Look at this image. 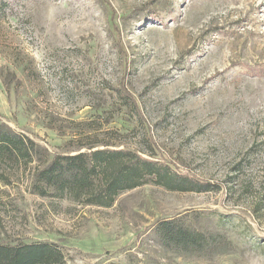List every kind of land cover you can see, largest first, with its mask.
Masks as SVG:
<instances>
[{"label":"rangeland","instance_id":"rangeland-1","mask_svg":"<svg viewBox=\"0 0 264 264\" xmlns=\"http://www.w3.org/2000/svg\"><path fill=\"white\" fill-rule=\"evenodd\" d=\"M0 122L48 157L127 149L202 192L147 182L110 207L30 190L0 164V243L62 264H264V0H0ZM205 236L166 249L154 225Z\"/></svg>","mask_w":264,"mask_h":264},{"label":"trees","instance_id":"trees-1","mask_svg":"<svg viewBox=\"0 0 264 264\" xmlns=\"http://www.w3.org/2000/svg\"><path fill=\"white\" fill-rule=\"evenodd\" d=\"M12 159L25 165L39 160L31 175V192L41 196L68 195L102 207H110L120 193L145 184L149 178L171 192L210 190L209 184H199L166 164L127 149L96 148L48 157L31 138L0 122V164ZM154 231L169 250L187 251L205 242L204 234L188 229L178 219L159 220ZM60 248L45 241L0 243V264H62L64 254Z\"/></svg>","mask_w":264,"mask_h":264}]
</instances>
